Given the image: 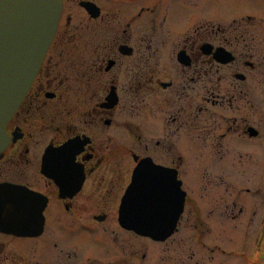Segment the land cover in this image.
I'll list each match as a JSON object with an SVG mask.
<instances>
[{"label":"flooded vegetation","instance_id":"flooded-vegetation-1","mask_svg":"<svg viewBox=\"0 0 264 264\" xmlns=\"http://www.w3.org/2000/svg\"><path fill=\"white\" fill-rule=\"evenodd\" d=\"M60 3L4 128L0 264H264V0Z\"/></svg>","mask_w":264,"mask_h":264},{"label":"water","instance_id":"water-1","mask_svg":"<svg viewBox=\"0 0 264 264\" xmlns=\"http://www.w3.org/2000/svg\"><path fill=\"white\" fill-rule=\"evenodd\" d=\"M59 2L0 0V144L5 142L4 124L19 106L55 34ZM138 175L144 178L140 171Z\"/></svg>","mask_w":264,"mask_h":264}]
</instances>
